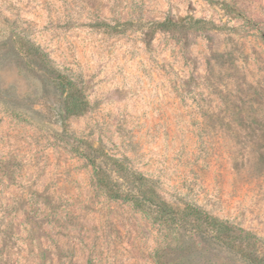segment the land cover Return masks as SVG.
Masks as SVG:
<instances>
[{
  "label": "rangeland",
  "instance_id": "1",
  "mask_svg": "<svg viewBox=\"0 0 264 264\" xmlns=\"http://www.w3.org/2000/svg\"><path fill=\"white\" fill-rule=\"evenodd\" d=\"M0 0L11 29L83 87L66 119L40 73L0 60V264H264V0ZM194 17L202 30H154ZM250 232L247 259L139 207Z\"/></svg>",
  "mask_w": 264,
  "mask_h": 264
},
{
  "label": "trees",
  "instance_id": "2",
  "mask_svg": "<svg viewBox=\"0 0 264 264\" xmlns=\"http://www.w3.org/2000/svg\"><path fill=\"white\" fill-rule=\"evenodd\" d=\"M214 3L213 0H208ZM207 22L185 18L182 21L166 19L162 22H154V30H202ZM0 60L4 65L14 66L19 72L27 76L40 73L44 80L48 81L61 96L62 113L66 119L84 115L89 107L84 87L72 76L64 74L53 62L50 55L38 44L33 42L25 34L11 29L5 32L0 39ZM10 89L0 86V98L7 97ZM129 173V172H128ZM131 175L133 186H138L139 196L128 193V198L139 207L155 208L160 220L171 223L177 228L190 225L193 232L208 233L212 238L233 251L252 259L247 252V243L256 236L243 229H238L227 221L211 216L198 208L175 209L156 190L152 180L134 172Z\"/></svg>",
  "mask_w": 264,
  "mask_h": 264
}]
</instances>
